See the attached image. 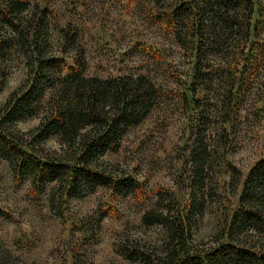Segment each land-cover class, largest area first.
<instances>
[{
  "label": "trees",
  "instance_id": "trees-1",
  "mask_svg": "<svg viewBox=\"0 0 264 264\" xmlns=\"http://www.w3.org/2000/svg\"><path fill=\"white\" fill-rule=\"evenodd\" d=\"M162 2L171 11L178 43L193 46L189 85L199 127L189 147L186 202L175 194L160 195L141 220L160 229L162 237L145 245L128 238L125 255L143 264H264V159L249 170L238 209L222 216L211 242L197 244L195 238L200 219L220 202L215 167L229 127L248 103L256 106L251 96L264 73V0ZM38 12V6L21 0L0 3V54L24 56L31 68L24 86L0 109V158L38 189L55 184L71 197L99 186L120 194L138 192L140 183L132 177L116 179L104 158L155 110L162 88L144 73L90 74L81 53L66 51L73 46L68 34H55ZM182 97L188 99L186 91ZM37 115L35 129L24 135L15 130L18 122ZM52 139L58 148L47 150ZM241 176L232 177V193Z\"/></svg>",
  "mask_w": 264,
  "mask_h": 264
},
{
  "label": "rangeland",
  "instance_id": "rangeland-1",
  "mask_svg": "<svg viewBox=\"0 0 264 264\" xmlns=\"http://www.w3.org/2000/svg\"><path fill=\"white\" fill-rule=\"evenodd\" d=\"M21 1L38 6L55 34H68L73 46L66 51L70 56L75 50L81 53L90 74L108 78L144 73L162 88L163 97L145 122L131 127L119 148L104 158L116 179H136L138 192L120 194L99 186L71 197L55 184L38 189L0 158V264H143L124 251L128 238L145 245L162 237L160 229L144 226L143 213L160 195L187 200L189 147L199 127L189 85L193 46L178 43L171 11L162 0ZM30 69L24 56L0 54V109L24 86ZM254 86L251 97L256 106L246 105L220 151L215 167L220 202L200 219L197 244L210 243L222 216L238 209L249 170L264 159V73ZM40 119L37 115L20 121L15 130L24 135ZM215 134L211 135L217 138ZM45 148L57 149V140L48 141ZM238 172L240 185L232 193V177Z\"/></svg>",
  "mask_w": 264,
  "mask_h": 264
}]
</instances>
